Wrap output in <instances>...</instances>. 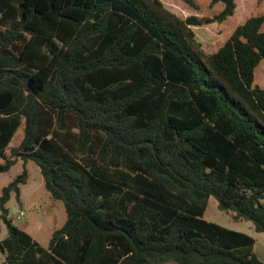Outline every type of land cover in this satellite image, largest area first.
<instances>
[{
	"label": "trees",
	"instance_id": "16d2710c",
	"mask_svg": "<svg viewBox=\"0 0 264 264\" xmlns=\"http://www.w3.org/2000/svg\"><path fill=\"white\" fill-rule=\"evenodd\" d=\"M210 8L0 0V176L33 161L67 214L48 247L14 224L25 168L0 198L2 264H264L253 236L205 219L215 198L264 234V14L211 52L194 28L238 4Z\"/></svg>",
	"mask_w": 264,
	"mask_h": 264
},
{
	"label": "rangeland",
	"instance_id": "374dc122",
	"mask_svg": "<svg viewBox=\"0 0 264 264\" xmlns=\"http://www.w3.org/2000/svg\"><path fill=\"white\" fill-rule=\"evenodd\" d=\"M165 6L176 13L181 18H187L192 15L200 17H211L214 10L210 8L211 0H197L201 6L196 11L178 0H163ZM240 6L236 18H230L224 23L226 31H230L234 23H241L245 17L259 16L264 14V0H239ZM216 13V11H215ZM237 21V22H235ZM222 25H212L195 27L198 38L203 42L205 47L211 52L216 51L227 39ZM264 30V26H263ZM255 82L264 88V60L258 65L255 71ZM24 125L18 130L7 156L10 157L12 149L20 147L24 138ZM28 170L29 177L24 185H21V201L22 205L17 201L15 194L12 195L7 204L10 212V219L14 224L30 233L34 239L44 247H48L52 239L53 233L61 229L66 221L67 214L62 201H55L44 186V180L40 168L33 162L27 163L20 161L9 172L0 176V198L3 190L14 182L24 171ZM1 214V213H0ZM205 219L222 225L226 228L234 229L247 233L258 239L260 245L264 244V234L257 233L253 229V225L247 221L235 222L232 217L218 208V202L215 198H211ZM8 236V229L4 221L0 222V242ZM5 261V255L0 251V264Z\"/></svg>",
	"mask_w": 264,
	"mask_h": 264
},
{
	"label": "crops",
	"instance_id": "0c3cea01",
	"mask_svg": "<svg viewBox=\"0 0 264 264\" xmlns=\"http://www.w3.org/2000/svg\"><path fill=\"white\" fill-rule=\"evenodd\" d=\"M237 4H238V8H237L236 14L238 15V10H239V6H240L239 0H237ZM236 14L233 17L234 19L236 18ZM246 18H247V16L245 17V19ZM245 19H242L241 23ZM235 22H237V21H235ZM241 23H238V22L237 23H234V25H233V27H231L230 31H226L227 29H225V27L223 26L224 24H222L221 27H223V30H225V32H226L225 35H228V38H229L232 35V33L234 32V30L237 28V26H239ZM254 250H255L256 254L258 255V257L264 262V244L263 245H260L258 239H257V242L255 244Z\"/></svg>",
	"mask_w": 264,
	"mask_h": 264
}]
</instances>
